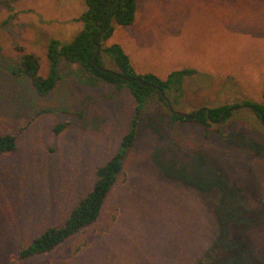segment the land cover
<instances>
[{
  "label": "rangeland",
  "instance_id": "374dc122",
  "mask_svg": "<svg viewBox=\"0 0 264 264\" xmlns=\"http://www.w3.org/2000/svg\"><path fill=\"white\" fill-rule=\"evenodd\" d=\"M85 11V0H0V135L17 136L16 150L0 158V264H205L204 256L264 264V127L253 111L240 107L204 128L172 122L156 98L136 114L126 90L76 65L61 63L46 96L14 75L31 54L47 76L49 42L71 43ZM112 43L140 73L197 70L174 110L264 106V0H141ZM59 124L67 126L55 134ZM132 129L97 221L49 254L19 260L34 238L64 223Z\"/></svg>",
  "mask_w": 264,
  "mask_h": 264
},
{
  "label": "trees",
  "instance_id": "16d2710c",
  "mask_svg": "<svg viewBox=\"0 0 264 264\" xmlns=\"http://www.w3.org/2000/svg\"><path fill=\"white\" fill-rule=\"evenodd\" d=\"M141 0H85L86 11L77 20L82 23L83 29L69 44L59 41L49 42L46 50L48 74L43 77L39 74L38 59L31 54H23L21 62L13 70L16 76H26L32 88L39 96L48 95L59 79L61 63L78 66L88 77L113 86L117 91L126 90L134 100L136 114H138L148 99L156 98L168 108L162 99L164 94L171 102L181 94L184 79L197 74V70L182 67L172 71L166 78L161 79L153 73H140L132 65L125 50L118 44L105 45L115 31V26L130 27L135 21V15ZM113 23L115 25H113ZM102 54H106L115 68H108ZM264 93V82H263ZM240 107L259 112L264 118V106L243 102L242 105L219 106L207 110L200 108L194 112L178 115L169 113V118L176 123H195L208 128L211 123L225 122L234 110ZM178 111V110H176ZM136 121H133V126ZM67 124H59L54 133H59ZM264 127V122H263ZM134 129L125 134L120 141V151L116 152L105 164L98 167L96 180L91 190L78 201L68 214L62 225L47 228L43 233L17 254L19 260H28L40 255L49 254L74 235L92 226L99 218L103 204L118 182L122 173L124 155L135 141ZM17 147L15 134L0 135V158L13 153ZM243 250V249H242ZM204 256L200 263L213 264ZM241 257L245 254L241 251ZM221 260L214 264L220 263Z\"/></svg>",
  "mask_w": 264,
  "mask_h": 264
},
{
  "label": "water",
  "instance_id": "95a60500",
  "mask_svg": "<svg viewBox=\"0 0 264 264\" xmlns=\"http://www.w3.org/2000/svg\"><path fill=\"white\" fill-rule=\"evenodd\" d=\"M162 99H163V101L166 103V105H167V107H168V111H169V113H172V114H178V115H185V113H182V112H180V111H176V110H174L173 109V106H172V104H171V102H170V100L164 95V94H162ZM205 110H207V112H208V108H204ZM260 114V113H259ZM260 118H261V120H263V117H262V115L260 114Z\"/></svg>",
  "mask_w": 264,
  "mask_h": 264
},
{
  "label": "flooded vegetation",
  "instance_id": "af4514ba",
  "mask_svg": "<svg viewBox=\"0 0 264 264\" xmlns=\"http://www.w3.org/2000/svg\"><path fill=\"white\" fill-rule=\"evenodd\" d=\"M204 109V108H203ZM255 113V112H254ZM256 114V113H255ZM256 115H258V117L260 118V114H259V112H257V114ZM262 115V114H261ZM263 117V116H262ZM260 120H261V118H260ZM262 122H264V118H263V120H261Z\"/></svg>",
  "mask_w": 264,
  "mask_h": 264
}]
</instances>
